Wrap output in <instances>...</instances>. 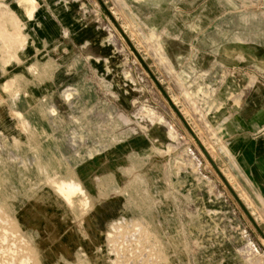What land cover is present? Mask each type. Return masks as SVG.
Returning <instances> with one entry per match:
<instances>
[{
	"label": "rangeland",
	"instance_id": "374dc122",
	"mask_svg": "<svg viewBox=\"0 0 264 264\" xmlns=\"http://www.w3.org/2000/svg\"><path fill=\"white\" fill-rule=\"evenodd\" d=\"M16 1L0 0V264H264V205L216 123L230 76L192 0H19L30 20ZM43 70L65 81L32 99ZM23 92L69 119L74 170L49 171Z\"/></svg>",
	"mask_w": 264,
	"mask_h": 264
},
{
	"label": "crops",
	"instance_id": "0c3cea01",
	"mask_svg": "<svg viewBox=\"0 0 264 264\" xmlns=\"http://www.w3.org/2000/svg\"><path fill=\"white\" fill-rule=\"evenodd\" d=\"M159 1L164 4L165 0ZM185 1L183 0V5H185ZM205 1L210 6L209 11L216 13L214 16H209L206 25L201 23L200 16ZM192 2L191 11L194 14L192 25L200 29L199 37L206 35L207 30L210 45L209 59L215 62L219 61V65L225 69V74L230 76L221 91L224 114L222 117H220V113L217 114L218 131L231 148L239 170L251 182L257 200L263 206L264 0H192ZM16 3L18 9H12L13 14L18 19L25 17L30 20L33 15L29 17L27 9L19 8V0ZM179 8L177 6L178 11ZM195 13L198 14V19L195 18V16L197 17ZM7 15L5 13L3 17L6 18ZM16 36L18 35L16 34ZM193 42L201 44L204 39H194ZM52 73V71L43 70L40 75L43 77L35 80L32 99L33 95L37 97L49 91L52 92L53 88L65 81L64 76ZM28 96L27 92H23L15 106L23 112L24 117L33 126L36 138L42 141L41 145L46 143L52 145L50 149L45 148V151H42L43 154L50 157L55 165L54 170L49 169V171L51 173L56 171L66 173L69 167L74 170L71 159L78 158L79 153H74L72 150L68 153L61 152V147L64 148L66 144L69 119H64L61 112L55 116L46 113L45 104L40 102L30 105L27 101ZM219 106L216 108L218 109ZM15 114L17 117L21 115L18 111H15ZM58 181L73 182L72 179Z\"/></svg>",
	"mask_w": 264,
	"mask_h": 264
},
{
	"label": "bare ground",
	"instance_id": "6f19581e",
	"mask_svg": "<svg viewBox=\"0 0 264 264\" xmlns=\"http://www.w3.org/2000/svg\"><path fill=\"white\" fill-rule=\"evenodd\" d=\"M61 189L64 191V193L71 194V193H74L75 191H78L79 187L76 184L72 183L71 181L70 182L66 181L62 183Z\"/></svg>",
	"mask_w": 264,
	"mask_h": 264
}]
</instances>
